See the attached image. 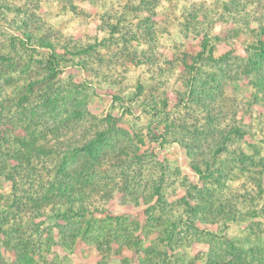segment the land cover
I'll use <instances>...</instances> for the list:
<instances>
[{
  "label": "rangeland",
  "instance_id": "rangeland-1",
  "mask_svg": "<svg viewBox=\"0 0 264 264\" xmlns=\"http://www.w3.org/2000/svg\"><path fill=\"white\" fill-rule=\"evenodd\" d=\"M138 1L0 0V24H13L17 28L25 22L26 31L34 38L46 39L57 46L58 52H62L69 44L93 45L96 40L109 37L105 25L108 16L111 24L123 21L119 25L121 33L136 30L134 26L129 27L137 23L134 15L142 18L148 13L145 10L134 13L125 8ZM152 3L155 13L153 43L146 39H132L126 44L117 36L118 45L114 41L109 48H98V54L103 57L101 63L90 57L85 61V68H64L52 80L53 91H63L67 95L66 107L81 113L80 116L72 117V123L69 122V127L62 132L87 141L94 136L93 125L103 128L106 124H99L98 120L111 113L117 119L116 127L128 132L133 143L130 145L120 137V149L117 150L122 153L121 157H117L121 159L115 161L117 167L114 169H102L104 184L119 183L122 168L118 166L125 160L126 154L131 156L136 148V153L143 161L131 167L128 161L124 165L125 174L132 178L140 176L135 181L149 188L164 172L166 178L162 192L171 204V207L165 208L171 219L179 217L182 210L179 200L186 193L194 194L195 190L203 187L212 189L216 200L222 201L225 209L238 214L234 217V214L224 213L220 218L217 217L219 221L214 224H199V232L196 233L180 225L175 230L181 238L176 252L194 264H215L209 260V255L219 253L222 258H218L216 264H228L227 261H231L232 257L222 242L225 241L223 236L234 240L236 244L241 242L246 250L264 246V217L258 215L264 209V96L255 95L254 74H243L248 60L252 58V50L247 48L256 46L258 39L264 41V36L259 34L260 28L264 26V0H155ZM11 35L12 32L0 28V52L13 56L12 62L15 64H10L11 68L6 65L1 67L7 77L0 80V98L3 99L0 104H14L17 101L15 96H22L29 81L41 74L44 66L39 61L47 53L39 47L36 48L37 53L29 49L23 52L22 46L16 42V47L23 52L21 57L16 56L10 48ZM126 35L130 37L132 33ZM205 35L220 38V42L212 39L217 65L212 61L203 64L198 82L210 79L209 75H205L215 71L216 67L224 71L216 83L208 82L207 90L212 98L205 97L202 102H196V96L189 95L185 84L189 74L188 69H184V61L191 64V58L200 51V43ZM230 51L231 55L227 59L218 60ZM184 55L188 58H184ZM7 78L8 82L5 81ZM164 100H167L164 112L170 116V122L177 126L181 124L191 130V127L212 118L215 127L220 130L237 127L244 132L241 137L234 138L228 144V152L214 162L215 167L220 166L224 173L220 181L203 179L192 170V160L186 149L175 142L182 138L179 128L167 132L162 146L151 140L152 135L158 136L164 132V125L156 121L148 107L152 109L156 106L160 110ZM41 102L39 100V105ZM74 105H77L76 109ZM34 133L38 135L39 132L34 130ZM186 135L191 137V134ZM194 148V156L200 168L204 169L203 162H210L212 155L204 156L202 150ZM234 150L253 158L250 169H226L223 159L230 160V153ZM9 189L10 185L5 183L0 192H8ZM104 189L102 195L109 192L106 187ZM94 197L97 198V195ZM93 206L112 215L129 217L140 226L147 220L148 205H134L132 200H124L117 192H113L112 198L108 200L100 197ZM217 208V204H214L211 210V216H215V219L219 216ZM227 218H234V221ZM206 231L218 235L219 246L212 243L213 238ZM156 237L157 232L154 231L143 245H151V240L155 241ZM0 249L10 263L13 256L2 247ZM52 250L58 253L60 264H138L133 252L114 244L102 246L100 252L94 244L82 241H77L70 251L58 248ZM124 258L128 259L127 263L122 261Z\"/></svg>",
  "mask_w": 264,
  "mask_h": 264
},
{
  "label": "trees",
  "instance_id": "trees-1",
  "mask_svg": "<svg viewBox=\"0 0 264 264\" xmlns=\"http://www.w3.org/2000/svg\"><path fill=\"white\" fill-rule=\"evenodd\" d=\"M152 1L155 0H140L136 4H131L132 6H126V10L130 9L129 11L134 13L143 10L148 13V16L142 18L134 15L137 23L129 27L134 26L136 30H131L132 32L127 30L123 34L119 30V25H122L123 21L111 24L109 22L111 18L108 16L105 25L109 37L101 41L96 40L93 45L69 44L62 52H58L57 46L46 39L34 38L26 31L25 22L22 24L23 30L21 26L14 28L13 24L3 26L0 24L3 30L12 32L10 48L16 56L21 57L28 49L32 53H37V47L47 51L42 61H39L44 66L41 74L29 81L22 96L17 98L16 95L17 101L14 104L12 102L0 104V189L5 183L10 185L8 192H0V247L13 256L12 261L7 262L0 249V264H60L58 253L52 249L70 251L77 241L94 244L99 252L104 245L109 247L114 244L121 249L125 248L133 252L138 264L172 262L194 264L192 260L187 261L183 254L176 252L179 246L177 243L181 239L180 234L175 231L177 227L183 224L196 233L199 232V224H214L219 221L217 217L220 218L224 213L234 214V217L238 214L234 210L225 209L223 202L216 200L213 190L203 187L195 190L194 194L186 193L179 200L182 205L179 217L171 219L165 210L167 206L171 207V204L162 192L166 178L164 172L149 188L135 181L140 176L132 178L133 176L125 174L124 165L128 161L130 167L137 166L136 162L143 161L136 153V148L131 156L126 154L125 160L118 166L122 168L119 183L104 184L102 169L104 167L114 169L117 167L115 161L121 159L122 152L117 150L120 149V137L130 145L133 143L128 132L116 127L117 119L111 113L98 120L99 124L104 123L106 126L99 129L96 124L93 125L94 136L87 141L74 134L69 136L62 132L72 123V117L80 116L81 113L79 110L73 112L71 107H66L67 95L63 91H53L52 80L57 78L58 73L64 68H85V61L90 57L98 59L101 63L103 57L98 54V48L100 46L109 48L114 41L118 45L117 36L126 44L132 39L138 41L146 39L153 43L155 13ZM126 33L132 35L127 37ZM259 34L264 36V26L260 28ZM212 39L220 42L218 36L212 38L205 35L200 43V51L191 58V64L184 61V69H188L189 74L185 84L189 95L196 96L194 100L196 102H202L205 97L212 98L210 91L207 90L208 82L216 83L218 76L223 75L224 70L216 67L215 71L205 75H209L210 79L198 82V77L202 76L203 64L212 61L217 65L213 56L215 45ZM16 42L22 46L19 47L23 52L16 47ZM248 49L252 50V53L250 52L252 58L248 60L243 74H254V85L257 90L255 95L264 96V41L258 39L256 46H249ZM230 53L231 51L223 54L218 60L227 59ZM184 58L188 56L184 55ZM13 60L14 57L10 54L0 52V80L7 77L1 67L6 65L7 68H11V65H15ZM7 79L6 82L9 81V78ZM71 92L69 90L70 94ZM39 100L42 101L40 105ZM0 101L3 99L0 98ZM75 107L77 105H74ZM166 107L167 100L162 102L160 110L156 109V106L152 109L148 107L150 112L154 113L156 121L164 125V132L158 136L152 135L151 140L162 146L167 132L179 128L182 138L175 142L186 149L188 157L192 160V170L206 180L220 181L224 178L222 169L220 166L215 167L214 162L227 153L228 144L234 141V138L241 137L244 132L237 127L220 130L215 127L212 118L189 130L187 126L181 124L177 126L170 122V116L164 112ZM34 130L39 132L38 135H35ZM187 133L191 134V137H187ZM194 147L202 150L204 156L212 155L210 162H203L204 169L200 168L194 156ZM230 154L232 155L230 160L223 159L226 169L229 171L234 167L238 170L250 169L254 161L252 157L237 150ZM138 173L140 174V171ZM104 187L109 192L102 195ZM113 192L120 194L124 200H132L134 205L141 203L148 205L147 220L143 226L129 217L112 215L93 206L100 197L105 200L112 198ZM96 195L97 198L94 197ZM214 204L218 206L219 216H216V219L215 216H211ZM258 215L264 217V209L260 210ZM230 219L234 221V218H227ZM154 231L157 232L156 240H151L153 241L151 245L144 246L145 239ZM206 232L213 238L212 243L219 246L218 235ZM223 238L225 241L222 242L226 244L232 257L231 261H227L228 264H264V246L246 250L241 242L236 244L230 238L224 236ZM209 257L215 264L218 258L220 260L222 258L219 253ZM122 261L127 263L128 259L124 258Z\"/></svg>",
  "mask_w": 264,
  "mask_h": 264
}]
</instances>
